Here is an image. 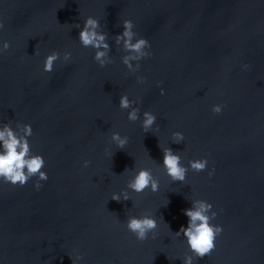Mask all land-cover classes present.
<instances>
[{"label":"water","instance_id":"water-1","mask_svg":"<svg viewBox=\"0 0 264 264\" xmlns=\"http://www.w3.org/2000/svg\"><path fill=\"white\" fill-rule=\"evenodd\" d=\"M88 16L108 36L113 62L103 68L78 40ZM124 20L151 45L136 73L115 44ZM0 23V46L10 45L0 53V130L22 135L19 125H31V151L48 176L39 190L38 177L23 187L0 180V264H183L191 253L175 232L194 200L212 204L211 223L223 229L194 264H264V0H0ZM53 51L61 59L44 73ZM122 95L139 102L135 123L119 108ZM214 105H224L220 114ZM145 111L157 117L146 134ZM113 132L129 138L124 150L109 143ZM164 147L185 167L206 159V170L173 183ZM140 168L159 192L111 200ZM145 213L158 228L140 242L126 222Z\"/></svg>","mask_w":264,"mask_h":264},{"label":"clouds","instance_id":"clouds-1","mask_svg":"<svg viewBox=\"0 0 264 264\" xmlns=\"http://www.w3.org/2000/svg\"><path fill=\"white\" fill-rule=\"evenodd\" d=\"M4 27L0 23V29ZM79 29L78 40L82 47L91 48L94 50V61L101 67L111 64L113 61L109 56L111 51L110 45L107 42V33L102 32L100 21L97 18L88 16L84 19L83 26L76 24ZM135 25L131 20H124L122 23L123 31L121 34L115 36V44L122 45V49L126 55L122 58V63L129 72L136 73L139 71V62L150 57L151 52L146 51L150 49V43L144 38H137V33L133 31ZM135 41V42H133ZM10 48L8 42H3L0 46V53L6 52ZM71 52L63 54V62L71 61ZM61 59V54L53 51L49 54L43 64L44 73H52L54 65ZM135 63V66L133 65ZM247 69L248 65H243ZM137 83H144L143 77H137ZM161 89V95H163ZM138 101L130 100L127 95H122L119 99V108L127 111V119L135 123L140 119V108L134 107ZM224 105H214L212 112L220 114ZM130 110V111H129ZM157 117L151 112L145 111L143 113V120L141 127L143 131L149 133L156 124ZM19 125V124H18ZM22 128V135H18L10 125H3L0 130V180L9 183L12 186L23 187L33 177H38L34 187L39 190L41 188V181H47L48 176L46 172L42 171L45 167V160L41 155L33 154L29 144L28 138L32 136L31 125H19ZM159 130L158 128L156 129ZM185 137L180 132L172 134V142L174 144L183 143ZM129 142L127 136H121L119 132H113L109 143L115 144L119 150H124ZM160 147V146H159ZM163 153L162 167L165 175L170 178L173 183H184L189 168L196 173L206 170L208 161L206 159L190 160L188 166L182 164V158L179 152H174L170 147L160 148ZM105 154L113 156L114 153L110 149H105ZM89 161L84 162V167L89 166ZM127 171V169H126ZM209 177L213 175L210 171ZM127 190L111 196V200L116 202L131 201V193L140 195L146 190L152 193H157L160 190L159 180L152 174L149 168H140L130 177L126 185ZM213 205L203 201L194 200L191 207L184 210V215L188 218L187 227H181L178 232H175L177 237L183 236L186 239L190 255L186 254L183 257V264H194L197 259H203L210 256L214 251L216 245V238L222 233L223 229L220 226L213 225L212 220L215 219L217 213L212 211ZM169 227V226H168ZM158 228L157 220L151 213H145L140 217L129 216L126 222V229L132 233L137 241L144 242L149 238V234H155ZM82 259L81 256H76L75 260ZM74 264V261H73Z\"/></svg>","mask_w":264,"mask_h":264}]
</instances>
